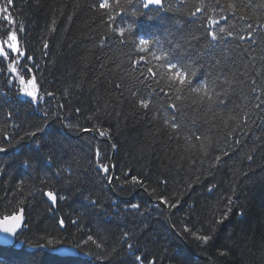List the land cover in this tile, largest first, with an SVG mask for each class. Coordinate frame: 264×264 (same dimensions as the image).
Here are the masks:
<instances>
[{"label":"trees","instance_id":"trees-1","mask_svg":"<svg viewBox=\"0 0 264 264\" xmlns=\"http://www.w3.org/2000/svg\"><path fill=\"white\" fill-rule=\"evenodd\" d=\"M100 2L0 0V8L9 10L0 12V30L11 27L5 15L17 30L23 26L21 46L38 66L43 97L29 104L0 74V146L7 149L0 153V217L24 210L15 243L0 245V264H129L128 243L146 257L144 264H264V8L258 7L264 0H203L206 8L198 18L189 13L201 0H164L170 10L160 24L133 17L125 0L120 2L128 14L114 10L110 20ZM232 3L235 10L228 8ZM209 16L228 17L216 27L234 33L213 49L205 32ZM133 21L132 32L117 35ZM153 36L165 47L175 48L178 41L190 49L174 55L194 61L195 80L237 78L215 115L192 104L193 93H181L177 101L167 78L161 79L166 69H158L160 62L151 56V63H136L147 55L137 51L138 39ZM205 49L211 54L200 55ZM140 99L150 100L148 109L140 107ZM170 103L181 111L174 113ZM173 114L190 126L195 118L194 130L207 139L186 140L187 131L177 137L165 123ZM45 125V133L25 135ZM41 137L39 167L26 171L21 160L34 155ZM97 148L109 166L107 175L97 166ZM38 189L68 199L50 209ZM175 202L176 208L169 206ZM222 216L223 223H212ZM210 227L207 244L193 234H208ZM89 235L102 247L88 241ZM61 246L89 257L61 256L56 252Z\"/></svg>","mask_w":264,"mask_h":264},{"label":"snow or ice","instance_id":"snow-or-ice-1","mask_svg":"<svg viewBox=\"0 0 264 264\" xmlns=\"http://www.w3.org/2000/svg\"><path fill=\"white\" fill-rule=\"evenodd\" d=\"M181 2H183V0H181ZM11 3L12 0H8V4ZM137 3L139 4V8L137 7ZM217 3H219V0H217ZM125 4L130 6L131 15L133 17H144L146 22L150 24H160L165 19V16L162 15V13H166L170 10V6H165L164 0H125ZM245 7H248V5H245ZM258 7L264 8V4L258 5ZM98 8L100 10H106L110 20H115V16L112 15L114 10H118L117 15L128 14L124 4H121L120 0H101ZM140 8L149 11H140ZM205 8L206 5L203 3V0H201L200 5L196 6L195 10L189 13L190 17L198 18V14L204 12ZM228 8L235 10L237 5L235 3L229 4ZM8 11L9 10L7 7L0 8V12L8 13ZM213 11H215V9H213ZM152 12H155L156 15H153ZM3 18L11 27H5V29L0 30V74H3L7 77V83L9 87L16 88V94L18 97H25L28 99L29 104L38 105L39 101L43 98L39 95L40 89L37 85V79L34 71L38 66L34 62V57L29 55L27 51L22 48L20 37L18 35V32H24V28L21 26L17 30L14 27L15 21L10 17V15H5ZM243 18V16L240 17V19ZM227 19L228 17L226 16H221L219 19H215L211 16L208 17L207 26L205 28L206 35L211 38L208 41V49H213L217 47V42L223 41L227 37L234 36V33L229 31L228 28L223 26L219 28L216 27L220 24L221 20ZM134 24L135 21L129 24L127 29L123 27L117 29V35L124 37L126 31L132 32ZM229 27H234V25H230ZM248 27L251 28L252 25L249 24ZM192 38L196 39L197 37L193 36ZM240 39H244V37L241 36ZM249 39H251V36H249ZM121 42L123 43L124 41L121 40ZM167 43L171 45L173 41L168 40ZM47 47L48 45L45 43L44 48L47 49ZM136 48L138 52L147 54L141 55L136 61L137 64L140 62L151 63V60L147 58L148 56H151L152 60L160 62L158 65H156L158 69H166V71H162L160 73L161 79H164L165 77L167 78V85L176 93L175 99L177 101L182 99L180 95L181 93H193L195 94V98L192 100V104L206 106L208 112H211L213 115H215V106L225 104V98L228 96L229 91H234V89H232V85L237 79L236 77L228 79L227 76L220 74L216 76L209 75L203 80H195V77L197 76V70L192 67L194 61H192L187 55H185L183 61L177 59L174 55L177 53V50H180L185 54L190 51L189 48L183 47L178 41L175 42V48H172L165 47V43L155 36H153L151 39L139 38ZM199 54L210 55L211 52L205 49L201 50ZM147 71L152 75V77L157 76V72L153 71V67H149ZM241 75H243V73H241ZM252 83L255 85L256 81H252ZM225 85H227V87H225ZM161 91H163V89H161ZM253 91H255V88H253ZM48 95H52V93L49 92ZM165 95H168V93H165ZM138 103L143 109H148L150 100L140 99ZM168 107L173 109L174 113L181 111V106L176 103H170L168 104ZM257 107H259V105H257ZM76 111L79 112L80 109L77 108ZM165 123L170 125L173 133L177 137L183 135L187 131L189 135L185 136L186 140L190 139L192 136H194L196 140L207 139V137H202V135L197 134L194 130V126L196 124L195 118H193L191 121L190 126L186 122L177 120L176 116L173 114L168 120L165 121ZM66 127L72 128L73 125L68 124ZM76 127H79V125ZM83 131H90V129L84 128ZM45 132L46 125L36 126L35 130L27 131L25 135L37 137L38 133ZM99 134L103 137L105 133L100 131ZM42 138L43 137L38 138L35 141L34 155H25L24 159L21 160V167L26 171H35L39 167V154L41 149L39 140ZM5 139H7V137ZM201 146L203 147V145ZM112 147L115 149L116 145H112ZM6 151L7 149L5 147L0 146V153ZM32 151L33 150H30V152ZM95 156L99 170L107 175L109 173V166L101 161V151L99 148L96 149ZM219 159L220 157H216V162H218ZM249 159H251V157H249ZM125 175H128V173H125ZM112 179L113 178L109 176L108 183H111ZM131 179L135 184H142V181L136 176H132ZM21 183H23V181H21ZM38 190L42 191L43 196L47 198L50 209L55 208L59 201L68 199L66 194H61L53 190ZM160 202L162 204L168 203L163 197L161 198ZM91 203L95 204V201L93 200ZM169 206L176 208L178 206V202L172 203ZM131 207L138 208L139 205L132 204ZM23 213V208H20L18 212L5 215L3 219H0V234L4 235V239L0 241V245H9L11 243L10 238H15L18 236L17 230L22 226L24 218ZM225 218V216H222L221 219L215 220L212 223H223ZM59 223L61 226H64L63 219H60ZM73 223H75V221H73ZM184 230L190 231L187 226H185ZM210 233L211 227L208 234H193L196 235L197 239L201 240L204 244H207L209 240L212 239ZM124 239L127 241L128 233H124ZM87 240L95 244L97 248L102 247V244L98 243L91 235L87 237ZM127 247L131 253L129 264H144L146 257L137 254L134 246L131 243H128ZM149 264H155V261H150Z\"/></svg>","mask_w":264,"mask_h":264},{"label":"water","instance_id":"water-1","mask_svg":"<svg viewBox=\"0 0 264 264\" xmlns=\"http://www.w3.org/2000/svg\"><path fill=\"white\" fill-rule=\"evenodd\" d=\"M0 219H3L0 217ZM23 226H24V218H23V222H22V226L21 228H19L17 231H18V234L21 232V230L23 229ZM4 239V235L3 234H0V241H2ZM11 239V243L9 245H6V246H10V245H13L16 241V237L15 238H10ZM59 255L61 256H76V257H81V258H87L89 257L88 254H82L78 251V249H76L75 247H66V246H61V247H58L57 248V251H56Z\"/></svg>","mask_w":264,"mask_h":264}]
</instances>
